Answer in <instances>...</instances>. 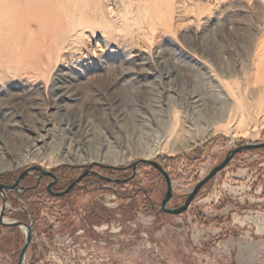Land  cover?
<instances>
[{
  "label": "rangeland",
  "instance_id": "rangeland-1",
  "mask_svg": "<svg viewBox=\"0 0 264 264\" xmlns=\"http://www.w3.org/2000/svg\"><path fill=\"white\" fill-rule=\"evenodd\" d=\"M257 142L264 0H0V182L34 165L64 183L88 166L126 178L150 155L177 206ZM166 189L143 164L70 201L44 183L9 191L5 218L34 217L24 264H264V148L236 154L182 214L160 211ZM25 237L0 225V264L17 263Z\"/></svg>",
  "mask_w": 264,
  "mask_h": 264
},
{
  "label": "water",
  "instance_id": "water-1",
  "mask_svg": "<svg viewBox=\"0 0 264 264\" xmlns=\"http://www.w3.org/2000/svg\"><path fill=\"white\" fill-rule=\"evenodd\" d=\"M262 148H264V142L242 144V145H239V146L229 150L227 152V155L223 159V161H221L219 164L214 166L212 168V170L203 179H201L193 187V189L191 191L188 192L185 200L177 206H169V201L171 200V198L174 195V193H173V182H172V179H171L169 173L166 171V169L158 161H156L154 159H150V158L138 159L134 163H132L130 166L132 173L130 176H128L126 178L107 177V176L101 175L100 173H98L96 171L87 169L70 186H68L65 191L58 193V194L62 195L66 192H69L71 189H73L76 186V184L81 180V178L83 176H86L88 174L95 175V176L99 177L100 179H104V180L109 181V182L125 184V183L133 180L136 177L137 169L140 165L148 164V165H151L152 167H154L155 169H157L165 177V180L167 183V189H166L165 196L162 199L160 211L166 212V213H171V214H182L188 210V208L190 207V205L192 204L194 199L199 194L200 190L210 180H212L220 171L224 170L228 166V164L232 161L233 157L236 154L243 152V151H247V150L262 149ZM121 168L122 167H117L116 169H121ZM36 171H39L41 173V175L50 174V175L54 176V174L52 173V171L50 169H44L40 165H34V166H31V167L23 170L19 174V176L15 180V182H13L12 184H5V183L0 182V197L2 200V206L0 208V225L7 226V227L17 226L20 228H24L26 231L25 232V235H26L25 241H24V243L20 249L19 259H18L16 264H23L24 261H26L27 251H28V248L32 242V238H33L34 217L32 216V214L30 213V211L27 208L22 206V209L27 214H29L30 222H26V221H22V220H10V219L5 218V214H6L7 207H8V192L9 191L19 192L21 188H24L22 186H19V184H21L23 182L24 177L27 175H32ZM49 191L51 193H54L51 186H49Z\"/></svg>",
  "mask_w": 264,
  "mask_h": 264
},
{
  "label": "flooded vegetation",
  "instance_id": "flooded-vegetation-1",
  "mask_svg": "<svg viewBox=\"0 0 264 264\" xmlns=\"http://www.w3.org/2000/svg\"><path fill=\"white\" fill-rule=\"evenodd\" d=\"M87 169L96 171L98 173H100L103 176H107V177H112V178H120L118 177L117 174L115 175H111L108 174L107 172H103L101 170L95 169L91 166L85 167L84 170L78 174L76 177L70 178L66 183L63 182L62 180V172L60 174V172L55 171V170H51L52 173L54 174V176L50 175V174H46V175H41V173L39 171L34 172L32 175H27L24 177L23 182L21 184H19V186H22L24 188H21L18 193L20 196L26 194L28 191H31L32 189H34L35 187L40 186L42 183H44V189L45 191H47V193H49L50 195L59 198V199H63V200H68L70 201L71 198L73 197V195L77 192H86L90 189V185H95V184H99V186H102L103 183H111V184H115L118 185L119 183H115V182H109L106 181L104 179H100L99 177L92 175V174H88L86 176H83L81 178V180L76 184V186L71 189L69 192H66L62 195L58 194L61 193L63 191H65L67 189L68 186H70L84 171H86ZM63 172H65V169H63ZM130 176V175H129ZM18 178V176H15L13 182H15V180ZM27 178H32L34 180V185H27L26 184V179ZM49 178V181H46V179ZM49 186L52 187V190L54 193H51L49 191ZM107 188H109L106 185ZM111 189H113V187H110ZM15 192V191H14ZM24 211V210H23Z\"/></svg>",
  "mask_w": 264,
  "mask_h": 264
},
{
  "label": "bare ground",
  "instance_id": "bare-ground-1",
  "mask_svg": "<svg viewBox=\"0 0 264 264\" xmlns=\"http://www.w3.org/2000/svg\"><path fill=\"white\" fill-rule=\"evenodd\" d=\"M168 74V73H167ZM169 75V74H168ZM222 89V88H221ZM168 92V91H167ZM217 93V92H216ZM193 96V95H192ZM193 98H197V96H194ZM193 102H195V103H198L197 105L200 107V106H202V104H200V98L198 97L197 99H194V101ZM196 105V106H197ZM195 108V107H194ZM205 108V107H204ZM194 112V111H193ZM191 115V114H190ZM172 124V123H171ZM173 125V124H172ZM187 126V125H186ZM184 129L185 128H183L182 129V131H184ZM193 129V128H192ZM70 130H72V129H70ZM166 130V129H165ZM172 130H173V128H172ZM188 130V129H187ZM190 130V129H189ZM170 131H171V129H170ZM170 131L168 132V134H170ZM194 131V130H193ZM192 131V132H193ZM173 134V133H172ZM167 136H169V135H167ZM166 136V137H167ZM171 137L173 136V135H170ZM170 137V138H171ZM182 137H183V135H182ZM181 137V138H182ZM166 139V138H165ZM177 141V140H176ZM175 142V141H174ZM197 141L196 140H192L191 139V137H190V139H181V140H178L177 142H175V143H173L172 145H171V152H173V153H176L178 150H182L183 148H186V147H189V146H191V144H194V143H196ZM145 158H151V156L150 155H145L144 156ZM23 229V231L24 232H26L25 231V229L24 228H22ZM24 263H25V261H24ZM23 263V264H24Z\"/></svg>",
  "mask_w": 264,
  "mask_h": 264
},
{
  "label": "built area",
  "instance_id": "built-area-1",
  "mask_svg": "<svg viewBox=\"0 0 264 264\" xmlns=\"http://www.w3.org/2000/svg\"><path fill=\"white\" fill-rule=\"evenodd\" d=\"M8 206H9V204H8Z\"/></svg>",
  "mask_w": 264,
  "mask_h": 264
}]
</instances>
